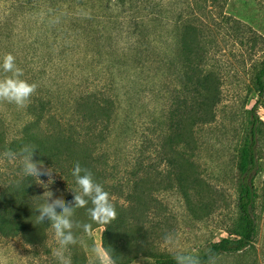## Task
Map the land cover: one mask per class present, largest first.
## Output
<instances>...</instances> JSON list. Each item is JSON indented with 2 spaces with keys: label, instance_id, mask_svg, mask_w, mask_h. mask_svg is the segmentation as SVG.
Segmentation results:
<instances>
[{
  "label": "rangeland",
  "instance_id": "1",
  "mask_svg": "<svg viewBox=\"0 0 264 264\" xmlns=\"http://www.w3.org/2000/svg\"><path fill=\"white\" fill-rule=\"evenodd\" d=\"M9 53L37 89L24 108L0 102L1 136L15 140L36 118L47 132L55 124L77 132L86 148L93 146L86 133H101L98 166L112 190L133 194L129 214L140 222L128 232L121 264L200 257L236 228L237 150L264 64V0H0V65ZM8 75L0 66V79ZM88 96L107 101L102 112ZM254 113L261 121L256 236L253 247L216 264H264V102ZM3 154L0 146V189L23 169ZM51 171L47 189L34 177L42 194L73 191ZM103 230L74 229L72 264L99 263L92 249ZM29 231L31 242L0 236V259L58 264L51 226ZM168 233L177 234V246L165 244Z\"/></svg>",
  "mask_w": 264,
  "mask_h": 264
},
{
  "label": "trees",
  "instance_id": "2",
  "mask_svg": "<svg viewBox=\"0 0 264 264\" xmlns=\"http://www.w3.org/2000/svg\"><path fill=\"white\" fill-rule=\"evenodd\" d=\"M254 81L257 100L250 110L252 113L251 119L237 150L238 193L236 198V228L229 232L227 236L211 244L200 256L201 258L206 256L209 249L215 251L218 254L217 258H219L222 255L243 253L248 248L253 247L257 232L254 214L257 197L254 177L259 167L257 141L259 133L258 123H261L259 118L255 116L254 111L257 106L264 102V64L256 73ZM92 97L88 96L91 105L102 112L107 101L101 103L100 98ZM90 118H93L91 120L93 123H97L99 120L101 121L100 124L105 122V117L99 118L98 116L92 117V115H89ZM1 134L0 146L4 152L12 149L18 153L19 149L25 144L35 145L37 150L33 157L34 160H40L45 167L55 169L63 181L71 186L73 185V191L62 196L66 202H71L73 200V192L79 191L75 178L71 174L75 162L79 161L82 167H86L93 173L94 179L101 183L104 190L110 194V199L116 206L117 219L106 226L96 224L88 215V209L92 207L91 202H89L87 207L77 209L73 219L81 225L91 223L92 227L103 226L102 246L110 249L115 255L118 264H121L119 253L129 238L128 232L132 227H139L140 222H135L129 214L132 211V204L135 202L133 194L119 188L112 190L114 185L107 182L103 170L98 166L97 157L94 156V153L95 147L102 140L101 133L95 134L91 130L86 133L87 141L89 143L91 141L93 144L91 148H86L84 140L79 137L80 135L77 132L63 130L58 124H55L52 130L47 132L41 126V118H36L26 123L21 129L20 135L11 142L5 141ZM14 159L22 161V156L17 155ZM19 170L22 171V174L20 176L14 175L11 182L0 189V236L5 238L22 236L31 242L33 238L29 236L30 227L33 224H36V227L51 226V222L37 223L38 212H36V209L43 203V194L35 186L34 177L25 176L22 168L16 171ZM118 187H120L119 184ZM77 231L84 232L83 228L77 229ZM155 264H175V259L172 256H167L158 259Z\"/></svg>",
  "mask_w": 264,
  "mask_h": 264
},
{
  "label": "clouds",
  "instance_id": "3",
  "mask_svg": "<svg viewBox=\"0 0 264 264\" xmlns=\"http://www.w3.org/2000/svg\"><path fill=\"white\" fill-rule=\"evenodd\" d=\"M3 71L11 75L0 79V102L15 104L18 107L24 108L27 106L30 98L36 92L37 84L29 83L22 79L23 71L16 64V58L11 54H6L2 62ZM35 145L25 144L19 152L8 149L4 152L6 158H15L17 155L22 156L23 171L25 176L35 177L40 185L47 189L52 183L51 168H46L42 161L34 160L36 153ZM75 178V182L79 187V191L73 192V200L66 202L62 196L54 198L51 191H45L42 195L43 203L36 209L38 215L37 223L51 222V228L54 230L55 237L58 241V247L54 249L53 255L56 257L58 264H72L71 257L66 255V251L70 246L78 243L74 229L83 228V230L91 234L92 224H83L74 221V216L77 209L85 208L91 202L92 207L88 209L90 219L96 224L108 225L117 219L116 206L110 199V194L104 190L101 183L94 179L93 173L86 167H82L79 161H76L71 172ZM48 176L49 179L45 184L38 178ZM59 209V211H57ZM164 242L169 246H177L179 238L175 233H168L164 236ZM92 251L96 254L99 264H118L115 255L110 249L102 246L93 248ZM218 254L209 249L206 256L201 258L196 255L179 253L175 259V264H216ZM0 264H6L5 259H0Z\"/></svg>",
  "mask_w": 264,
  "mask_h": 264
}]
</instances>
